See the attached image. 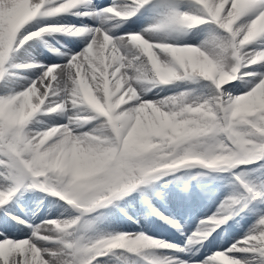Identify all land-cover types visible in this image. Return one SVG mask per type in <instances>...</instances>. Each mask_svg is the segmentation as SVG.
I'll use <instances>...</instances> for the list:
<instances>
[{
    "label": "snow or ice",
    "instance_id": "snow-or-ice-1",
    "mask_svg": "<svg viewBox=\"0 0 264 264\" xmlns=\"http://www.w3.org/2000/svg\"><path fill=\"white\" fill-rule=\"evenodd\" d=\"M0 264H264V0H0Z\"/></svg>",
    "mask_w": 264,
    "mask_h": 264
}]
</instances>
